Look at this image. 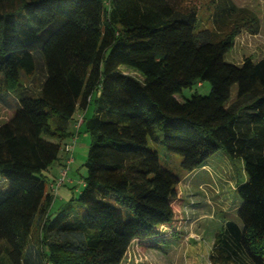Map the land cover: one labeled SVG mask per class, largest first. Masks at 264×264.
I'll return each mask as SVG.
<instances>
[{
	"label": "trees",
	"instance_id": "obj_1",
	"mask_svg": "<svg viewBox=\"0 0 264 264\" xmlns=\"http://www.w3.org/2000/svg\"><path fill=\"white\" fill-rule=\"evenodd\" d=\"M197 1L0 0V106L10 111L0 122V264H128L135 242L163 249L185 215L176 211L182 179L150 147L158 131L188 173L218 152L243 162L238 221L216 234L210 259L264 264V58L225 60L245 25L258 34L259 20L234 19L226 3L216 8L218 29L200 30ZM205 82L208 96L179 99ZM94 94L76 200L86 212L71 201L51 219L43 173Z\"/></svg>",
	"mask_w": 264,
	"mask_h": 264
},
{
	"label": "rangeland",
	"instance_id": "obj_2",
	"mask_svg": "<svg viewBox=\"0 0 264 264\" xmlns=\"http://www.w3.org/2000/svg\"><path fill=\"white\" fill-rule=\"evenodd\" d=\"M226 3H233L238 9L234 19L240 20L243 18L245 23H250L251 25L252 22L250 21H252V17L259 20L258 34H253L248 29L250 26L248 24L245 25V29L236 37L234 48L225 56L226 62L241 65L247 58H252L254 61L263 59L264 0H199L197 4L200 30L216 29L215 26L217 27V25L214 24L216 8ZM232 20L227 21L225 25L220 23L219 26L225 27L227 24L232 26L235 21ZM250 29L253 28L250 27ZM37 55H40V53H37ZM123 71L140 78L136 72L124 68ZM35 76L38 77L39 73H36ZM32 78H24L23 84L28 86L32 83ZM211 89L209 82H205L203 85L196 84L190 89H184L179 95V99L182 101L188 100L194 95L208 96ZM5 93V91L0 90V94ZM236 94L237 89L234 87L233 97H236ZM15 95L19 99L23 97H37L35 94L25 92H15ZM97 96V94H94V100L84 114L86 119L82 123V128L74 130L72 121L70 123V132L78 137H76L77 140L74 143V162L70 167L66 166L68 175L64 179L62 187L57 190L58 184L63 180L62 174H60V161L43 173L48 191L55 196L51 207V219H54L71 201H73L75 211H80L81 214L86 212V207L81 206L76 200L84 188V179L87 176L86 162L92 143V136L87 132V120L95 114V100ZM7 98L8 102L12 105L19 104L11 96ZM9 113V110L0 106V121L5 122L6 119L4 120V118L9 116ZM163 138V133L158 131V141L154 143L150 142V147L159 151L161 165L182 179L180 185L182 193L180 197L183 199V203H180V208L179 203L177 204L176 211L184 212L185 219L177 223L178 225L174 229L175 239L171 246L166 245L167 248L165 251L163 249L142 250L138 246V242H135L130 249L129 261L127 263L212 264L210 259L212 252L210 249L212 248V244L215 243L216 234L223 229L227 222L238 221V210L242 201L237 192V186L246 181L247 176L244 165L241 160H230L223 152H218L208 160L207 164L209 167L188 173L181 168L182 157L167 152L162 143ZM71 142L72 140L69 141V143ZM64 143L61 149V156L67 155L71 158V154L65 153ZM66 167L63 168V171L66 170ZM63 171L61 172L63 173ZM52 185L55 186V189L52 188ZM197 235L203 236L202 241L205 244L204 254L189 257L188 252L185 251V242L187 239H192V237L197 238ZM35 236L36 233L33 237V245L37 244ZM196 244L197 242L193 245Z\"/></svg>",
	"mask_w": 264,
	"mask_h": 264
},
{
	"label": "crops",
	"instance_id": "obj_3",
	"mask_svg": "<svg viewBox=\"0 0 264 264\" xmlns=\"http://www.w3.org/2000/svg\"><path fill=\"white\" fill-rule=\"evenodd\" d=\"M87 111V109L86 110H78L77 112H76V114L74 115V117H73V120H72V127H73V129L74 130H78L77 129V127H76V125H77V122H78V120H79V118L81 117V116H83L84 117V121H85V119H86V117H85V112ZM10 112V111H9ZM9 116H10V113H9ZM9 116H7V117H5L4 118V120L5 119H7ZM1 122V121H0ZM84 123V122H83ZM81 128H82V126H81ZM80 134V133H79ZM74 137H78V136H76V135H74L73 136V138ZM77 139V138H76ZM70 140H72V138H70V139H68L65 143H64V150H65V146L69 143V141ZM83 147H84V145H83ZM65 153H66V151H65ZM66 154H68V153H66ZM228 158V157H227ZM70 158H69V156H67V155H65V156H61V154H60V159H59V161H60V165H61V167H60V174H62V172L61 171H63V168H65L66 166H67V161L69 160ZM229 159V158H228ZM74 162V161H73ZM72 162V163H73ZM76 162V161H75ZM243 163V162H242ZM72 165V164H71ZM207 167H209L208 166V164L205 166V167H203V168H201V169H205V168H207ZM52 187H53V185H52ZM198 237L197 238H193L192 237V239L190 238V239H187L186 240V242H185V245H186V249H185V251L186 252H188V256L190 257V256H194V255H203L204 254V251H205V244L203 243V236L201 237L200 235H197ZM174 239L175 238H173L171 241H169L168 243H167V245H169V246H171L172 245V242L174 241ZM189 240V241H188ZM188 242V243H187ZM191 242H192V244H191ZM197 242V244L196 245H193V244H195ZM202 244H204V245H202ZM134 245V244H133ZM133 245H132V247H133ZM131 247V248H132ZM166 246L163 248V250L165 251L166 250ZM213 249H214V243L212 244V248L210 249L211 250V252L213 253ZM152 251V250H151ZM212 255V254H211ZM210 255V256H211ZM149 264H154V263H149Z\"/></svg>",
	"mask_w": 264,
	"mask_h": 264
},
{
	"label": "built area",
	"instance_id": "obj_4",
	"mask_svg": "<svg viewBox=\"0 0 264 264\" xmlns=\"http://www.w3.org/2000/svg\"><path fill=\"white\" fill-rule=\"evenodd\" d=\"M83 122H84V117L81 116V117L79 118L78 122H77V125H76L77 129H80V128H81ZM76 140H77L76 137L72 138V142H71V143H68V144L65 146V151H66V153L72 155V157L67 161V167H68V166L70 167V165L72 164V162H73V160H74V158H73V152H74V149H75V147H74V143H75ZM67 167H66V170H64L63 173H62L63 180L58 184V186H57V190H58L60 187H62L63 182H64V179H65V178L67 177V175H68V169H67ZM52 188L55 189V186L53 185Z\"/></svg>",
	"mask_w": 264,
	"mask_h": 264
}]
</instances>
